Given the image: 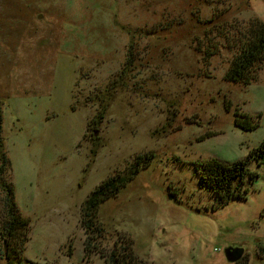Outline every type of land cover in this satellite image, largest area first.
<instances>
[{
    "label": "rangeland",
    "instance_id": "rangeland-1",
    "mask_svg": "<svg viewBox=\"0 0 264 264\" xmlns=\"http://www.w3.org/2000/svg\"><path fill=\"white\" fill-rule=\"evenodd\" d=\"M254 19L264 0H0V230L13 185L27 261L264 264V163L249 161L246 197L216 207L197 167L264 140V60L251 83L225 80ZM149 153L92 214L91 194Z\"/></svg>",
    "mask_w": 264,
    "mask_h": 264
},
{
    "label": "trees",
    "instance_id": "trees-1",
    "mask_svg": "<svg viewBox=\"0 0 264 264\" xmlns=\"http://www.w3.org/2000/svg\"><path fill=\"white\" fill-rule=\"evenodd\" d=\"M239 35L236 56L225 74V80L249 84L256 78V70L264 60V22L261 19L250 21L246 27L239 31ZM213 54L208 53V57ZM103 117V113L100 112L99 118L103 119ZM236 125L245 130H253L258 126V123L254 122L252 116L248 114H238ZM2 132L3 117L0 113V146L3 148ZM1 157L3 165H5L9 159L5 154ZM154 157V153L140 155L136 158L134 170L128 178L116 177L103 182L87 199L88 210L94 214L103 201L118 194L121 187L126 185L138 170L147 166ZM251 160H255L259 164L264 163V140L246 158L234 162L211 158L197 164L201 182L210 187L216 196L215 207L226 204L234 198L246 197L249 192V187L246 185L247 179L254 180L257 175L248 168V163ZM6 191V215L2 221L0 237L3 240L8 238L12 240V244H8L7 250H5L7 264H35L27 261L24 257V251L30 238L29 221L18 210L13 185H7ZM121 256L113 253L107 259V264H143L129 253Z\"/></svg>",
    "mask_w": 264,
    "mask_h": 264
},
{
    "label": "water",
    "instance_id": "water-1",
    "mask_svg": "<svg viewBox=\"0 0 264 264\" xmlns=\"http://www.w3.org/2000/svg\"><path fill=\"white\" fill-rule=\"evenodd\" d=\"M244 249L242 247H230L226 249V257L230 262L236 263L244 256Z\"/></svg>",
    "mask_w": 264,
    "mask_h": 264
}]
</instances>
